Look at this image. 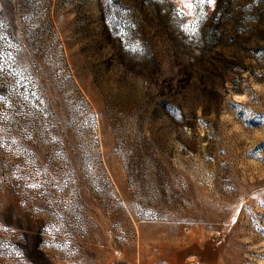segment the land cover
Listing matches in <instances>:
<instances>
[{
  "label": "rangeland",
  "instance_id": "rangeland-1",
  "mask_svg": "<svg viewBox=\"0 0 264 264\" xmlns=\"http://www.w3.org/2000/svg\"><path fill=\"white\" fill-rule=\"evenodd\" d=\"M0 264H264V0H0Z\"/></svg>",
  "mask_w": 264,
  "mask_h": 264
},
{
  "label": "snow or ice",
  "instance_id": "snow-or-ice-1",
  "mask_svg": "<svg viewBox=\"0 0 264 264\" xmlns=\"http://www.w3.org/2000/svg\"><path fill=\"white\" fill-rule=\"evenodd\" d=\"M194 3L196 6L198 7H203V6H206V5H215L216 3V0H194ZM190 8L193 6V3H189L188 5ZM237 107V110L239 111V107ZM35 186V185H33Z\"/></svg>",
  "mask_w": 264,
  "mask_h": 264
}]
</instances>
